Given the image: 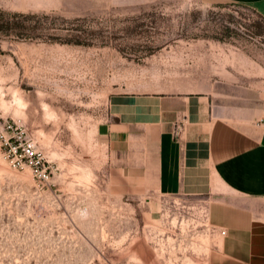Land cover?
<instances>
[{
	"label": "rangeland",
	"instance_id": "1",
	"mask_svg": "<svg viewBox=\"0 0 264 264\" xmlns=\"http://www.w3.org/2000/svg\"><path fill=\"white\" fill-rule=\"evenodd\" d=\"M228 74L264 86V19L241 5L0 0V132L22 125L50 172L10 167L0 146V264H210L221 234L203 202L123 190L96 129L114 93Z\"/></svg>",
	"mask_w": 264,
	"mask_h": 264
},
{
	"label": "crops",
	"instance_id": "2",
	"mask_svg": "<svg viewBox=\"0 0 264 264\" xmlns=\"http://www.w3.org/2000/svg\"><path fill=\"white\" fill-rule=\"evenodd\" d=\"M201 2L264 19V0ZM230 77L195 93H114L96 134L123 190L203 202L221 234L210 264H264V86Z\"/></svg>",
	"mask_w": 264,
	"mask_h": 264
},
{
	"label": "built area",
	"instance_id": "3",
	"mask_svg": "<svg viewBox=\"0 0 264 264\" xmlns=\"http://www.w3.org/2000/svg\"><path fill=\"white\" fill-rule=\"evenodd\" d=\"M0 146L10 167L27 168L38 181L48 180L50 172L46 159L22 125L7 122L0 132Z\"/></svg>",
	"mask_w": 264,
	"mask_h": 264
},
{
	"label": "bare ground",
	"instance_id": "4",
	"mask_svg": "<svg viewBox=\"0 0 264 264\" xmlns=\"http://www.w3.org/2000/svg\"><path fill=\"white\" fill-rule=\"evenodd\" d=\"M18 103L21 104V102L18 100ZM8 168L4 165V162L0 161V170L6 171ZM86 174V173H85ZM87 176V175H86ZM85 177V176H84ZM22 179H28V174H25L22 176ZM207 239H204L206 242ZM205 244V243H204Z\"/></svg>",
	"mask_w": 264,
	"mask_h": 264
}]
</instances>
